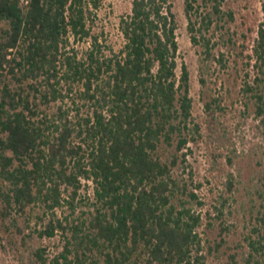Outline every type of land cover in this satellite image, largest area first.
Listing matches in <instances>:
<instances>
[{
	"label": "trees",
	"instance_id": "1",
	"mask_svg": "<svg viewBox=\"0 0 264 264\" xmlns=\"http://www.w3.org/2000/svg\"><path fill=\"white\" fill-rule=\"evenodd\" d=\"M222 2L184 0L194 42L198 31L211 48L202 27L208 30ZM201 6L209 10L198 19ZM99 7L100 0H0L5 247L21 264H206L208 255L225 254L217 264H261L264 214L246 256L239 257L241 243L227 252L222 224L203 251L202 213L192 207L203 204L201 184L187 159L199 125L189 70L178 62L172 2L131 0L119 16L118 49L95 30ZM83 42L88 46L80 51ZM254 55L257 74L247 89L257 90V113L264 115L263 24ZM226 187L232 190L231 175ZM256 192L264 201V174ZM85 197L91 201L84 216L74 217ZM226 201L214 206L218 218ZM64 205L70 212L60 218ZM57 234L61 250L51 255L46 241Z\"/></svg>",
	"mask_w": 264,
	"mask_h": 264
},
{
	"label": "rangeland",
	"instance_id": "2",
	"mask_svg": "<svg viewBox=\"0 0 264 264\" xmlns=\"http://www.w3.org/2000/svg\"><path fill=\"white\" fill-rule=\"evenodd\" d=\"M170 1L178 23V62L184 61L188 67L192 117L199 125L196 141L188 143L187 159L194 180L201 184L196 192L203 204L193 202L192 207L202 213L198 232L203 251L207 250V241L212 243L220 237L222 224L226 227L222 237L232 248L227 252L241 243L237 249L239 257L246 256L252 250L250 240L256 237L253 229L263 226L259 218L264 214V201L256 192L264 174V115L257 113L254 97L257 90L247 89V85L253 86L252 80L257 74L254 46L258 28L264 25V0H223L221 12L213 15L208 30L202 27L204 36L211 39V48L205 47L198 31L192 33L197 41L191 39L184 0ZM130 7L131 0H100L95 30H103L107 42L115 49L122 44L119 16ZM205 10L209 9L204 6L197 9L198 19ZM229 11L232 18L228 16ZM86 46L87 42L77 44L80 51ZM230 175L232 190L226 187ZM84 196L88 194L83 190ZM222 197L227 201L222 208L223 215L218 218L214 206H221ZM90 201V197H85L74 217L84 216ZM69 212L66 205L57 209L60 218ZM207 221L213 222V228ZM4 242L0 238V264H21L17 254L5 247ZM46 243L49 254L53 255L61 250L62 238L57 234ZM226 258V254L219 258L208 255L206 264L224 263Z\"/></svg>",
	"mask_w": 264,
	"mask_h": 264
}]
</instances>
